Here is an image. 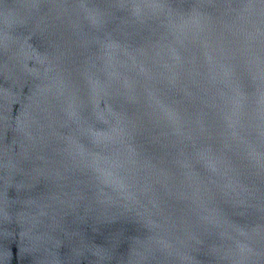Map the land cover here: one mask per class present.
<instances>
[{"label": "water", "instance_id": "water-1", "mask_svg": "<svg viewBox=\"0 0 264 264\" xmlns=\"http://www.w3.org/2000/svg\"><path fill=\"white\" fill-rule=\"evenodd\" d=\"M0 264H264V0H0Z\"/></svg>", "mask_w": 264, "mask_h": 264}]
</instances>
